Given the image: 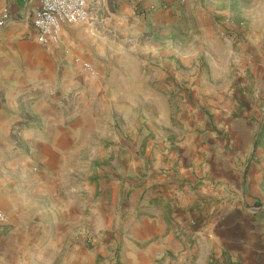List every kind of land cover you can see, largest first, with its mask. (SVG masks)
Masks as SVG:
<instances>
[{"label": "crops", "instance_id": "0c3cea01", "mask_svg": "<svg viewBox=\"0 0 264 264\" xmlns=\"http://www.w3.org/2000/svg\"><path fill=\"white\" fill-rule=\"evenodd\" d=\"M94 1L47 46L37 0H0V264H264V0ZM179 60L196 102L128 86ZM199 106L234 134L176 136Z\"/></svg>", "mask_w": 264, "mask_h": 264}, {"label": "rangeland", "instance_id": "374dc122", "mask_svg": "<svg viewBox=\"0 0 264 264\" xmlns=\"http://www.w3.org/2000/svg\"><path fill=\"white\" fill-rule=\"evenodd\" d=\"M181 36H186L185 33H180L179 34V40L182 42L183 39H181ZM152 35H145V36H140L138 37V39L134 42L131 41L129 43L128 46H124V49H121V51H123L124 55H132V56H137V51L139 50V48H135L136 45H144L147 42L151 41ZM117 42L113 45L115 48L118 47V43L122 44L123 43V39L122 37L119 39L114 38ZM119 41V42H118ZM185 40H183V44H184ZM124 45V44H123ZM113 47V48H114ZM120 47V46H119ZM118 47V48H119ZM135 48V49H132ZM115 51H117L118 49H114ZM113 50V51H114ZM153 54V49H151V53L150 55ZM122 55V53H121ZM143 56H141L142 58ZM194 67V66H192ZM189 68L187 65L181 63V61L179 60L178 64H177V71L175 76H169L166 77L165 79H162L160 81L158 80H153V79H149V75L150 73H152V69L148 68V64L144 65L143 71H144V76H141V79H135V78H131L128 80V86L129 87H133V88H148V89H153V90H162V91H166V92H170V90H172L173 92L176 93L174 99L177 101V103H179V101H187V102H196L194 101L195 97L194 95L197 96V94L194 93V91L196 90V88L201 86V82H203V80L198 79V80H191L188 78V76H192L191 71L193 72V68ZM202 70H205L204 65H200V72H202ZM202 94H199V96L201 97ZM203 97V96H202ZM198 112H196L193 115V119L191 120V123L189 122V118L187 117L188 114H190L189 112H185L182 113L181 111L177 110V115H176V121L178 123V125L175 127V135L179 136V135H186L187 137H198V136H206L209 133L210 134H217V136L219 137H225L227 138L230 134H234L232 130H221L219 132H217V130L214 128H206L205 125L203 123H201V118H208L209 120L213 119V114L210 113H205L204 110L200 109V106L197 108ZM194 113V109H192L191 114ZM185 114V116H184ZM197 114L200 115L199 119H196ZM205 114L207 115V117L205 116ZM210 115V116H208ZM264 116V113H263ZM262 116V118H263ZM179 117V118H178ZM183 119H185L186 121H184V123H181L180 121H183ZM261 116H259V121H258V127L256 130V134L255 136L257 137V141L259 143V147H263L264 146V136H261V133L264 134V123H261ZM185 122H187V125H185ZM212 122V121H211ZM210 124V123H209ZM211 126V125H210ZM229 129V128H228ZM245 130H248L245 128ZM236 131V130H235ZM253 129H252V133H253ZM261 139V140H260ZM227 151H231V144L229 143L226 147ZM257 201L259 202V205H253L256 206V208H260L264 206V182H263V195H261L260 198H257ZM257 202V203H258Z\"/></svg>", "mask_w": 264, "mask_h": 264}, {"label": "built area", "instance_id": "2783aa9c", "mask_svg": "<svg viewBox=\"0 0 264 264\" xmlns=\"http://www.w3.org/2000/svg\"><path fill=\"white\" fill-rule=\"evenodd\" d=\"M39 8L33 18V26L37 33V41L42 45H51L61 40L65 26L76 24L97 25L98 14L94 0H37ZM165 6V5H164ZM163 8V6H161ZM159 7L152 5L150 11ZM12 20L8 8L0 9V29H4ZM84 70L92 72L89 63ZM7 221L5 214L0 212V224Z\"/></svg>", "mask_w": 264, "mask_h": 264}, {"label": "trees", "instance_id": "16d2710c", "mask_svg": "<svg viewBox=\"0 0 264 264\" xmlns=\"http://www.w3.org/2000/svg\"><path fill=\"white\" fill-rule=\"evenodd\" d=\"M261 136H264V134L263 133H261ZM261 140V139H260ZM258 142V141H257ZM259 146V143H257V145H256V148ZM257 205H259V202L258 203H256Z\"/></svg>", "mask_w": 264, "mask_h": 264}]
</instances>
